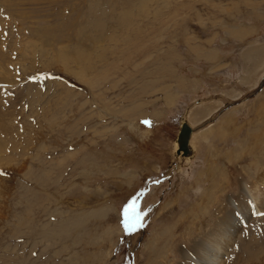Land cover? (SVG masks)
Segmentation results:
<instances>
[{
  "label": "rangeland",
  "instance_id": "rangeland-1",
  "mask_svg": "<svg viewBox=\"0 0 264 264\" xmlns=\"http://www.w3.org/2000/svg\"><path fill=\"white\" fill-rule=\"evenodd\" d=\"M263 142L264 0H0V264H181Z\"/></svg>",
  "mask_w": 264,
  "mask_h": 264
},
{
  "label": "bare ground",
  "instance_id": "bare-ground-1",
  "mask_svg": "<svg viewBox=\"0 0 264 264\" xmlns=\"http://www.w3.org/2000/svg\"><path fill=\"white\" fill-rule=\"evenodd\" d=\"M194 129L189 141L191 153L185 156L176 152V159L181 156V161H183L190 160L193 157L194 150L191 140L192 136L197 132ZM176 141L177 139L175 140V147L177 148ZM259 171L260 173L257 174L254 182L251 184L246 181L240 183V191L237 196L225 198L224 206L218 207L217 214L212 216L213 219H208V224L206 223V229L200 235V240L194 242L192 250L184 251V261L181 264H226V258L231 256V260L235 257L236 263L234 264H243L245 262L248 264H264V249H255L257 246L260 247V238H258L259 236H257L254 229L248 226L252 222L250 221L252 217L264 214V167L262 171L261 169ZM0 190H3L0 194L3 198L4 191L6 190L5 185ZM247 227L249 228L246 230ZM250 231L254 233L255 238L253 239L256 241L247 244L245 248H242L239 244L241 250L235 252L234 256L231 255L233 254V248L235 242L238 240L239 233L245 232L246 234Z\"/></svg>",
  "mask_w": 264,
  "mask_h": 264
},
{
  "label": "water",
  "instance_id": "water-1",
  "mask_svg": "<svg viewBox=\"0 0 264 264\" xmlns=\"http://www.w3.org/2000/svg\"><path fill=\"white\" fill-rule=\"evenodd\" d=\"M261 86L258 88L260 89ZM208 123V122H206ZM193 131V128L188 123L187 119L185 117H182L180 123H179V132L177 134V148L176 152L181 153V155L188 156L191 153V148L189 145V141L191 138V133Z\"/></svg>",
  "mask_w": 264,
  "mask_h": 264
},
{
  "label": "snow or ice",
  "instance_id": "snow-or-ice-1",
  "mask_svg": "<svg viewBox=\"0 0 264 264\" xmlns=\"http://www.w3.org/2000/svg\"><path fill=\"white\" fill-rule=\"evenodd\" d=\"M142 123H144L145 125H150V121H143ZM124 217H125V219H124V228L126 230H130V228H134L135 226L134 225H131L130 226V224L128 222V212H127V209L124 212ZM137 220H139V216L138 215H137Z\"/></svg>",
  "mask_w": 264,
  "mask_h": 264
}]
</instances>
